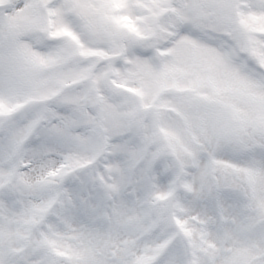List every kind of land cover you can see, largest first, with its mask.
<instances>
[{
  "label": "snow or ice",
  "instance_id": "obj_1",
  "mask_svg": "<svg viewBox=\"0 0 264 264\" xmlns=\"http://www.w3.org/2000/svg\"><path fill=\"white\" fill-rule=\"evenodd\" d=\"M0 264H264V0H0Z\"/></svg>",
  "mask_w": 264,
  "mask_h": 264
}]
</instances>
